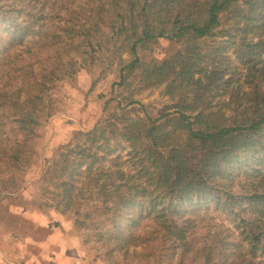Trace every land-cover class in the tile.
<instances>
[{
  "label": "trees",
  "instance_id": "1",
  "mask_svg": "<svg viewBox=\"0 0 264 264\" xmlns=\"http://www.w3.org/2000/svg\"><path fill=\"white\" fill-rule=\"evenodd\" d=\"M163 40L182 52L154 59ZM104 41L119 88H163L172 105L157 119L108 112L47 161L43 194L119 253L264 264V0H0V132L33 135L65 66L94 67ZM14 146L0 160L20 169Z\"/></svg>",
  "mask_w": 264,
  "mask_h": 264
},
{
  "label": "rangeland",
  "instance_id": "2",
  "mask_svg": "<svg viewBox=\"0 0 264 264\" xmlns=\"http://www.w3.org/2000/svg\"><path fill=\"white\" fill-rule=\"evenodd\" d=\"M110 50L106 42L102 50L95 48L94 67L84 56L74 55L73 64L65 66L63 77L39 104L40 123L33 135L9 126L0 132V145L15 144L13 151L20 149L17 141L25 145L20 169L14 160H0V264H157L154 257L140 255L141 247L132 248L129 255L119 253L97 228H79L73 216L55 208L40 183L47 161L75 144L81 133L94 130L108 112L121 114V106L132 119H157L172 105L163 88H119V60ZM180 52V45L163 40L152 56L161 61ZM143 56L149 58L148 53ZM112 146L127 159L126 144Z\"/></svg>",
  "mask_w": 264,
  "mask_h": 264
}]
</instances>
